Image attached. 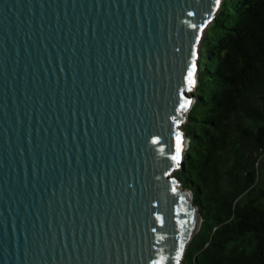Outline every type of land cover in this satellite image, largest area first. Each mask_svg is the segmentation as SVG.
Segmentation results:
<instances>
[{
    "label": "water",
    "instance_id": "95a60500",
    "mask_svg": "<svg viewBox=\"0 0 264 264\" xmlns=\"http://www.w3.org/2000/svg\"><path fill=\"white\" fill-rule=\"evenodd\" d=\"M223 2L0 0V264H182L183 125Z\"/></svg>",
    "mask_w": 264,
    "mask_h": 264
},
{
    "label": "trees",
    "instance_id": "16d2710c",
    "mask_svg": "<svg viewBox=\"0 0 264 264\" xmlns=\"http://www.w3.org/2000/svg\"><path fill=\"white\" fill-rule=\"evenodd\" d=\"M201 55L176 176L202 226L183 264H264V0H224Z\"/></svg>",
    "mask_w": 264,
    "mask_h": 264
},
{
    "label": "snow or ice",
    "instance_id": "6c2138e0",
    "mask_svg": "<svg viewBox=\"0 0 264 264\" xmlns=\"http://www.w3.org/2000/svg\"><path fill=\"white\" fill-rule=\"evenodd\" d=\"M195 72H196V65L195 63H193L190 70L187 73V81H188L189 89H191V87L194 86L195 84V80H194ZM187 103H190V102H186V104L182 105V107H187ZM173 159L176 160L177 163L179 162V159H180V137L179 136H177V151Z\"/></svg>",
    "mask_w": 264,
    "mask_h": 264
},
{
    "label": "rangeland",
    "instance_id": "374dc122",
    "mask_svg": "<svg viewBox=\"0 0 264 264\" xmlns=\"http://www.w3.org/2000/svg\"><path fill=\"white\" fill-rule=\"evenodd\" d=\"M186 123V122H185ZM201 226H202V223H201ZM200 229H201V227H200ZM200 229L196 232V234L193 236V239H194V237L198 234V232L200 231ZM192 239V240H193ZM192 240H191V242H192ZM190 242V243H191ZM190 243H189V245H190ZM189 245H188V247H187V249H186V251H185V255H184V259H185V256H186V253H187V251H188V248H189ZM184 261V260H183ZM182 264H183V262H182Z\"/></svg>",
    "mask_w": 264,
    "mask_h": 264
},
{
    "label": "bare ground",
    "instance_id": "6f19581e",
    "mask_svg": "<svg viewBox=\"0 0 264 264\" xmlns=\"http://www.w3.org/2000/svg\"><path fill=\"white\" fill-rule=\"evenodd\" d=\"M198 229H199V227H198Z\"/></svg>",
    "mask_w": 264,
    "mask_h": 264
}]
</instances>
